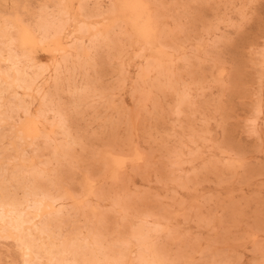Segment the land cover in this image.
Segmentation results:
<instances>
[{"label": "rangeland", "instance_id": "obj_1", "mask_svg": "<svg viewBox=\"0 0 264 264\" xmlns=\"http://www.w3.org/2000/svg\"><path fill=\"white\" fill-rule=\"evenodd\" d=\"M125 1L0 0V264H264V0Z\"/></svg>", "mask_w": 264, "mask_h": 264}, {"label": "bare ground", "instance_id": "obj_2", "mask_svg": "<svg viewBox=\"0 0 264 264\" xmlns=\"http://www.w3.org/2000/svg\"><path fill=\"white\" fill-rule=\"evenodd\" d=\"M126 1H128V0H126ZM125 1V2H126ZM131 1V0H130ZM128 2V3H126L124 6H126L129 10H130V12H132V14L134 15V18H133V16H132V19H133V21L132 22H139V19H142L141 17H142V15L143 14H145V11H144V5L146 4H144V5H142L143 3L141 2V1H139V0H133L132 2ZM142 3V4H141ZM124 4V3H123ZM146 6V5H145ZM125 7V8H126ZM124 9V8H123ZM146 10V9H145ZM148 11V10H147ZM148 15V14H147ZM146 16V15H145ZM144 17V16H143ZM147 18H148V16H147ZM129 19V18H128ZM124 20V19H123ZM135 20V21H134ZM144 20H146L145 18H144ZM140 21H142V20H140ZM147 22V21H146ZM141 23V22H140ZM145 23V22H144ZM133 24V23H132ZM135 25H136V23H134ZM134 24H133V26H134ZM147 24V23H146ZM141 26H143L142 24H140ZM140 25H139V27H140ZM138 26V25H137ZM147 26V25H146ZM148 26H149V20H148ZM144 27V26H143ZM138 28V27H137ZM151 28V27H150ZM134 29V28H133ZM142 29V28H141ZM148 30V31H150L151 33H152V31H153V29L151 28V30H149V28L147 29V27L146 28H144L143 30ZM155 29V28H154ZM145 30V31H146ZM135 31V30H134ZM139 31V29L137 30V32ZM142 31V30H141ZM144 31V32H145ZM136 32V33H137ZM139 33V32H138ZM148 33V32H147ZM150 33V34H151ZM140 34V33H139ZM141 34H145L146 35V33H141ZM149 34V33H148ZM150 34H149V36H150ZM153 34H154V32H153ZM143 38V37H142ZM151 38V37H150ZM147 39H148V37H147ZM153 39H154V37H153ZM155 40V39H154ZM148 41H149V39H148ZM157 64H159V63H157ZM221 74V73H220ZM40 133V132H39ZM42 134V132L40 133V135ZM41 137H42V135H41ZM45 138H47V137H45ZM135 159V158H134ZM137 159V158H136ZM119 161V160H118ZM117 161V162H118ZM41 162V161H40ZM115 164V163H114ZM117 164V163H116ZM119 164H120V162H119ZM105 165V164H104ZM123 167V166H122ZM116 171V170H115ZM111 175H113V174H111ZM115 176V175H114ZM85 187V186H84ZM86 189V188H85ZM85 191V190H84ZM91 193H92V191H91ZM68 195H69V193H68ZM47 197V196H46ZM52 204H53V202H51ZM2 206V205H1ZM33 206V205H32ZM46 208H48L47 206H46ZM3 213V212H2ZM8 214V213H7ZM15 215V214H14ZM16 216V215H15ZM18 231V230H17ZM133 238H134V236H133ZM132 239V238H131ZM133 242H134V239L132 240ZM134 244V243H133ZM149 246V245H148ZM140 250L142 249V248H139ZM64 251V250H63ZM71 251H73V250H71ZM141 251H144V252H146L145 250H141ZM68 252V251H67ZM148 253H149V250H148ZM126 254V253H125ZM125 259V258H124ZM143 259V258H142ZM157 259V258H156ZM127 260V259H126ZM149 260V259H148ZM143 261H144V259H143ZM143 261H141V262H143ZM146 261V260H145ZM88 262V261H87ZM127 262V261H126ZM153 262V261H152ZM144 263V262H143ZM147 264H148V262H146ZM145 263V264H146ZM151 263V262H150ZM101 264V263H100Z\"/></svg>", "mask_w": 264, "mask_h": 264}]
</instances>
